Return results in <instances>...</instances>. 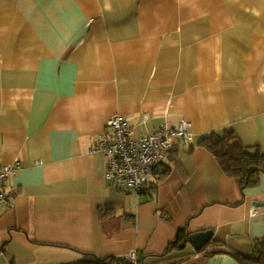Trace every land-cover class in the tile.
<instances>
[{
  "label": "crops",
  "instance_id": "1",
  "mask_svg": "<svg viewBox=\"0 0 264 264\" xmlns=\"http://www.w3.org/2000/svg\"><path fill=\"white\" fill-rule=\"evenodd\" d=\"M113 115L136 136L185 121L191 141L166 152L160 179L123 191L92 152ZM230 128L264 151V0H0V165L21 164L4 182L0 264L132 251L144 264H245L228 249L248 256L264 237V174L239 197L201 145ZM185 227L216 245L157 258Z\"/></svg>",
  "mask_w": 264,
  "mask_h": 264
},
{
  "label": "built area",
  "instance_id": "2",
  "mask_svg": "<svg viewBox=\"0 0 264 264\" xmlns=\"http://www.w3.org/2000/svg\"><path fill=\"white\" fill-rule=\"evenodd\" d=\"M108 136L95 139L92 152H101L106 158L104 177L114 187L127 191L139 190L150 183L153 167L166 152L182 139L191 141L187 123L181 121L175 128L162 127L142 136L133 133L128 121L121 115H113L107 121ZM21 168L19 161L0 165V208L9 199L4 188L7 178ZM120 262L106 264H144L136 251L120 257Z\"/></svg>",
  "mask_w": 264,
  "mask_h": 264
},
{
  "label": "trees",
  "instance_id": "3",
  "mask_svg": "<svg viewBox=\"0 0 264 264\" xmlns=\"http://www.w3.org/2000/svg\"><path fill=\"white\" fill-rule=\"evenodd\" d=\"M207 150H209L218 160L223 172L232 176L237 184L239 197H242L244 190L255 186L262 174H264V151L259 147L251 148L242 145L234 131L230 129L223 130L222 134L211 133L201 141ZM163 161L159 162L153 168V173H158L156 180L165 175L170 166L162 167ZM161 166L157 171V167ZM237 199V203H238ZM189 233L186 227L179 229L173 240H171L163 255L157 258L163 259L170 252L181 251L188 243ZM208 245H216L213 241ZM226 248V247H225ZM227 250V249H226ZM235 258L245 262V264H264V237L253 240L251 252L248 256L241 255L237 251L228 249ZM91 256V254H88ZM120 257L108 256L104 259H95L96 263L106 264L110 262H120ZM92 261V260H90Z\"/></svg>",
  "mask_w": 264,
  "mask_h": 264
},
{
  "label": "water",
  "instance_id": "4",
  "mask_svg": "<svg viewBox=\"0 0 264 264\" xmlns=\"http://www.w3.org/2000/svg\"><path fill=\"white\" fill-rule=\"evenodd\" d=\"M212 230L199 231L189 234L188 242L194 251H201L206 244L211 242Z\"/></svg>",
  "mask_w": 264,
  "mask_h": 264
}]
</instances>
